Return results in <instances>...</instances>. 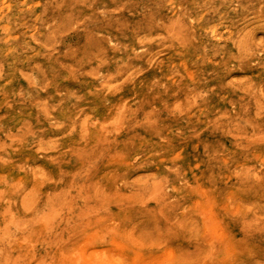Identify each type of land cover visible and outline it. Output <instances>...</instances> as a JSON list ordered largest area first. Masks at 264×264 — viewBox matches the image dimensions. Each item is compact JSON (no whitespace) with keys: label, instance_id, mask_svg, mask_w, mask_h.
Masks as SVG:
<instances>
[{"label":"rangeland","instance_id":"1","mask_svg":"<svg viewBox=\"0 0 264 264\" xmlns=\"http://www.w3.org/2000/svg\"><path fill=\"white\" fill-rule=\"evenodd\" d=\"M0 264H264V0H0Z\"/></svg>","mask_w":264,"mask_h":264}]
</instances>
